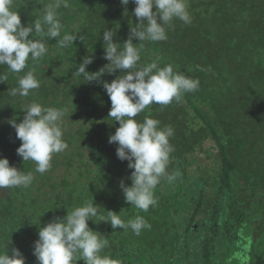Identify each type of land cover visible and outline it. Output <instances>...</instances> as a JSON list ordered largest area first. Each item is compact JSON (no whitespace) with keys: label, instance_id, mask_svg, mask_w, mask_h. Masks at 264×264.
<instances>
[{"label":"trees","instance_id":"16d2710c","mask_svg":"<svg viewBox=\"0 0 264 264\" xmlns=\"http://www.w3.org/2000/svg\"><path fill=\"white\" fill-rule=\"evenodd\" d=\"M53 2L13 0V6L27 26ZM67 2V8L58 10L62 35L77 36L74 44L61 49L56 40L33 34L48 45L38 63L29 60L40 88L28 97H10L18 74L8 73V80L0 83V158L20 171H34V162L24 164L17 154L22 141L8 123L13 118L21 122L24 106L32 101L66 109L68 144L54 154L46 173H35L29 187L0 189V251L9 246L11 255L18 248L26 264H39L33 255L39 227L90 201L105 216L115 211L127 223L140 215L150 225L136 235L98 219L88 222L109 240L103 254L122 264H226L248 256L251 264H264V0H188L191 24L174 20L166 41L145 42L141 63L158 59L160 67L171 64L174 71L200 81L198 90L184 93L180 102L153 103L136 117L143 121L148 115L174 129L169 171L181 173L173 183L157 186V204L148 213H135L138 209L126 208L125 197L120 198V182L131 186L134 170L117 157L118 144L109 143L119 123L107 120L90 135L80 122L105 116L111 101L102 82L111 83L121 73L90 83L73 77L86 56L94 57L89 73L109 63L103 59V31L115 29L114 42L123 44L130 27L139 23L132 15L136 5L125 8L120 0ZM6 71V65L0 66V72ZM125 241L131 243L127 250Z\"/></svg>","mask_w":264,"mask_h":264},{"label":"clouds","instance_id":"9594fccd","mask_svg":"<svg viewBox=\"0 0 264 264\" xmlns=\"http://www.w3.org/2000/svg\"><path fill=\"white\" fill-rule=\"evenodd\" d=\"M120 2L125 8L130 3L136 5L132 15L139 23L130 27L129 36L123 44L114 42L113 38L117 36L115 29H105L102 37L103 59L109 63L98 72L89 73L86 69L93 63L94 57L86 56L73 77L83 78L90 83L100 81L105 74L121 73L111 83L102 82L111 101L105 116L95 114L97 117H83L79 121L89 127L90 135L103 123L106 125L107 120L119 123L115 134L110 135L109 143L118 144L117 157L121 161H128V168L134 170L129 177L131 186H126L123 180L120 182L123 192L120 198L125 197L126 208H137L135 213H148L150 207L157 204V186L162 182L173 183L181 173L178 170L169 171L170 156L175 150L170 143L174 129L169 125L161 126L159 120L148 115L144 116L143 121L136 117L153 103L169 105L174 101L180 102L184 93L198 90L200 81L174 71L171 64L160 67L158 59L141 63V53L145 42L166 41L174 20L191 24L192 18L188 0ZM61 7H68L67 0H54L42 8V15L25 26L19 12L14 10L13 0H0V66H7L6 72H0V83L8 80V73L18 74L17 85L8 90L10 97H28L41 86L35 66L29 67V60L38 63L47 54L48 45L45 40L34 38L33 34L56 40V46L61 49L70 47L76 41L75 35L67 32L62 35L64 25L58 11ZM80 39L83 40V37ZM134 40L139 43H133ZM26 68L28 71L24 72ZM22 72L23 75H19ZM22 112L24 116L21 122L13 118L8 123L22 141L17 154L23 158L24 164L34 162L35 168L34 171H20L11 166L7 158H0V189L29 187L35 173H46L51 168L54 154L68 148L63 129L66 109L32 101L24 106ZM78 129L79 125L75 124L72 130L76 132ZM100 208L86 201L67 210L65 217L57 216L46 226H38L39 239L34 244L33 255L39 264H77L81 260L84 264H122L120 259L103 254L109 247V240L92 230L88 222L98 219L109 223L114 230L130 228L136 235L150 228V225L140 215L125 223L121 213L106 211L105 216L100 213ZM196 225L198 227V223L194 227ZM0 264H26V260L18 248H12L10 255L7 246L0 251Z\"/></svg>","mask_w":264,"mask_h":264},{"label":"rangeland","instance_id":"374dc122","mask_svg":"<svg viewBox=\"0 0 264 264\" xmlns=\"http://www.w3.org/2000/svg\"><path fill=\"white\" fill-rule=\"evenodd\" d=\"M60 179H62V177L60 178ZM187 187H188V189L189 190H191V185H190V183L188 182L187 183ZM197 229H198V227H197V225L193 228V233H196V231H197ZM128 230H130L129 231V233H133V231L129 228ZM192 233V234H193ZM134 234V233H133ZM131 245V243L130 242H128V241H125L124 242V247H125V249L127 250L128 249V247ZM247 252V251H246ZM244 253H241V254H239L240 256L241 255H243ZM239 260V259H238ZM251 261H252V257L251 256H248L247 257V259H240L239 261H235V260H232L231 262H228V263H226V264H251Z\"/></svg>","mask_w":264,"mask_h":264}]
</instances>
